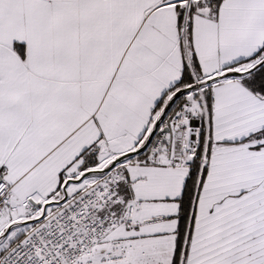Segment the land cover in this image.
Masks as SVG:
<instances>
[{"label":"snow or ice","instance_id":"1","mask_svg":"<svg viewBox=\"0 0 264 264\" xmlns=\"http://www.w3.org/2000/svg\"><path fill=\"white\" fill-rule=\"evenodd\" d=\"M0 264H264V0H0Z\"/></svg>","mask_w":264,"mask_h":264}]
</instances>
